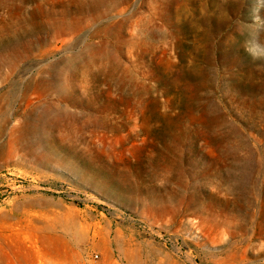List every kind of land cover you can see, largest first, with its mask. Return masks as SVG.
<instances>
[{"label":"rangeland","instance_id":"obj_1","mask_svg":"<svg viewBox=\"0 0 264 264\" xmlns=\"http://www.w3.org/2000/svg\"><path fill=\"white\" fill-rule=\"evenodd\" d=\"M0 264H264V0H0Z\"/></svg>","mask_w":264,"mask_h":264}]
</instances>
